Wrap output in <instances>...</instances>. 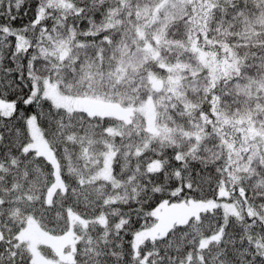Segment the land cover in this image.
<instances>
[{"label":"snow or ice","instance_id":"1","mask_svg":"<svg viewBox=\"0 0 264 264\" xmlns=\"http://www.w3.org/2000/svg\"><path fill=\"white\" fill-rule=\"evenodd\" d=\"M0 264H264V0H0Z\"/></svg>","mask_w":264,"mask_h":264}]
</instances>
